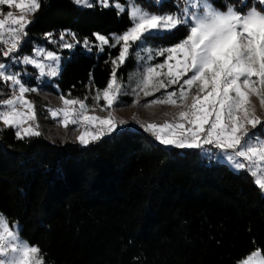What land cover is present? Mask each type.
Here are the masks:
<instances>
[{
	"label": "trees",
	"instance_id": "obj_1",
	"mask_svg": "<svg viewBox=\"0 0 264 264\" xmlns=\"http://www.w3.org/2000/svg\"><path fill=\"white\" fill-rule=\"evenodd\" d=\"M84 13L72 0H41L29 38L70 29L94 42L93 33L131 26L127 11L118 16L113 7ZM80 49L65 53L61 75L41 92L83 99L106 87V54L115 57L119 48ZM135 66L129 56L118 78L125 82ZM0 129V213L20 223L21 238L47 264H239L253 250L264 255V193L247 173L209 162L199 150L167 149L130 128L86 148Z\"/></svg>",
	"mask_w": 264,
	"mask_h": 264
},
{
	"label": "snow or ice",
	"instance_id": "obj_2",
	"mask_svg": "<svg viewBox=\"0 0 264 264\" xmlns=\"http://www.w3.org/2000/svg\"><path fill=\"white\" fill-rule=\"evenodd\" d=\"M72 3L81 13L97 5L113 7L118 16L127 11L131 26L122 33H93L94 42L87 37L78 39L70 29L56 36L52 32L43 34V39L56 45L59 51H71L77 45L85 54L94 48L97 53H104L106 46L119 48L115 57L106 54L105 63H111L110 79L106 87L94 90L91 105L87 103L89 96L71 98L68 93L67 97L59 96L61 107L46 108L57 126L66 131L70 125L75 126L73 130L79 132L76 139L83 147L112 133H116L113 137L116 139L131 131L123 127L126 120L117 119L114 108L117 104L123 106L120 97L128 94L123 91L124 84L117 72L131 56L133 61H144L132 90L135 104H139L141 94L155 96L163 90L143 107L179 109L163 122L136 119L139 127L164 148L201 150L210 162L223 161L234 172L247 173L264 193L261 114L264 0H124L123 4L111 0V5L110 0H72ZM169 4L175 11H164ZM40 9L41 0H0V82L10 93L7 99L0 100V124L13 129L20 140L41 136L36 106L28 95L39 94L40 83L48 86L59 77L64 70L62 59H66L58 50H49L29 38L28 26L32 25V31L37 26L31 17ZM182 32L187 33L183 39L173 45L163 44L177 39ZM29 47L31 54L21 51ZM157 57L164 60L153 64ZM27 66L37 70L35 79L40 83L36 86H29L34 74L27 71ZM89 87L91 90L93 85L90 83ZM3 91L0 87V94ZM97 110L106 115L96 114ZM0 264H47L41 249L22 239L18 226L10 228L3 214H0ZM239 264H264V255L253 250Z\"/></svg>",
	"mask_w": 264,
	"mask_h": 264
},
{
	"label": "rangeland",
	"instance_id": "obj_3",
	"mask_svg": "<svg viewBox=\"0 0 264 264\" xmlns=\"http://www.w3.org/2000/svg\"><path fill=\"white\" fill-rule=\"evenodd\" d=\"M110 5H111V0H110ZM3 11L7 12L8 11L7 7H4ZM13 11H14V13L17 12V10H15V9H13ZM0 18H2V17H0ZM31 19H32V17H31ZM60 32L61 31H59L57 33H53V34H54V36H56ZM35 43L46 45V47L49 50H58L56 45L48 44L47 41L43 39V37L41 38L40 42L35 41ZM78 46H80V45H77L76 48ZM133 47L135 50V46H133ZM76 48L71 50V51H68V50H63V51L58 50V51H59V54L62 56V58L67 59V58H70V55H68L66 57L65 53L66 52L72 53L73 51L76 50ZM93 51H94V49H93ZM93 51L91 53H87V54H92ZM28 53L31 54V52H28ZM141 55H143V53ZM66 59H62V62ZM163 60H164L163 57H157L152 61V63L155 64L158 62H162ZM143 67H144V61L137 60L135 69L129 74L127 80L125 82L123 81V84H124L123 91L127 92L128 94L122 95L120 97V100L125 102L123 99L127 97L128 103L127 104L123 103V106H121L120 104L114 105L115 115H116L117 119H123V120L127 121V124H125L123 126L125 129L130 128L133 130L140 131L143 134H145L146 136H148L155 144H158L154 140V138L150 136V134L144 132V130L139 127V124H137L135 122V120L138 119L142 122H149V121L163 122L165 119H168L171 116H173L174 113L179 111V109L173 108L171 106H154L152 108H147V109L143 107V105L145 103H147L148 101H151V100L155 99L156 97L160 96L162 94L163 90H161V92L155 93V96L144 97L141 94L139 104L138 105L135 104L136 97H135V95L132 94V90L135 87L137 80L140 78V73L143 70ZM27 71H30L34 74L33 79L31 81L36 82L37 84L40 83L39 81H37L35 79V74H36L37 70H35L31 66H27ZM22 78H25L23 76V73H22ZM186 78L187 77H185V79ZM44 79L47 80L48 78L45 77ZM0 84L4 88L3 94H1V96H2L1 100L7 99L9 94H10L9 90L5 85H3V82H0ZM41 84L42 83H40V85ZM29 86H31V85H29ZM34 86H36V85H34ZM175 87H178V86H175ZM171 90H172L171 88L168 89V91H171ZM59 96L60 95H56V94H53L50 92H41V91L39 92V94L32 93V94L28 95V99L33 101L35 103V106H36V114H37V118H38L39 125H40V131L42 133L41 136H43L45 139H47L48 141H50L52 143H60L61 142V143L79 144L77 139H76V137L79 135V132L73 130L75 126L70 125L67 131L64 130L62 127L57 126L56 121L51 119L49 117L48 112L46 111V108L48 106H50L52 108H58V107L62 106V102H61ZM88 96H89V99H88L87 103L89 105H91L93 103V101L91 99L92 95H88ZM253 100L258 105V103H259L258 100L256 98H253ZM103 103L104 102L101 101V104H103ZM96 114L106 115V113H101V112H99V110H97ZM261 114L264 115V112H262ZM0 127H3V125L0 124ZM119 130H120V128L117 129V132ZM113 134H116V133H112L111 136ZM107 137H109V136H105L103 139H105ZM95 143H97V142H95ZM92 144H94V143H92ZM89 145H91V144H89ZM79 146L81 148H86V147L81 146L80 144H79ZM167 149H175V148H167ZM216 151H218V150L213 149V152H216ZM199 152H200V155L203 158H205V154L201 150H199ZM221 163H224V162L221 161ZM229 168H231V167H229ZM7 221H8L10 228H15L18 226L19 230L21 229V225L19 222L10 221L8 219H7Z\"/></svg>",
	"mask_w": 264,
	"mask_h": 264
}]
</instances>
